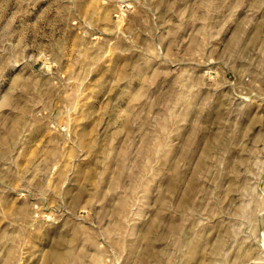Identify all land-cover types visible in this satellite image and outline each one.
<instances>
[{
    "label": "rangeland",
    "instance_id": "1",
    "mask_svg": "<svg viewBox=\"0 0 264 264\" xmlns=\"http://www.w3.org/2000/svg\"><path fill=\"white\" fill-rule=\"evenodd\" d=\"M0 264H264V0H0Z\"/></svg>",
    "mask_w": 264,
    "mask_h": 264
}]
</instances>
